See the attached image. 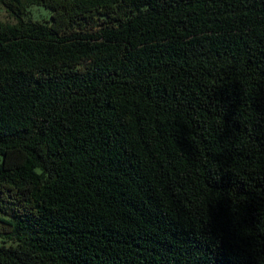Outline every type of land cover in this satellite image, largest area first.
<instances>
[{"label": "trees", "instance_id": "obj_1", "mask_svg": "<svg viewBox=\"0 0 264 264\" xmlns=\"http://www.w3.org/2000/svg\"><path fill=\"white\" fill-rule=\"evenodd\" d=\"M0 3V264H264V0Z\"/></svg>", "mask_w": 264, "mask_h": 264}, {"label": "rangeland", "instance_id": "obj_2", "mask_svg": "<svg viewBox=\"0 0 264 264\" xmlns=\"http://www.w3.org/2000/svg\"><path fill=\"white\" fill-rule=\"evenodd\" d=\"M30 16L33 19H48L49 18V10L47 8L40 6V5H31L30 6ZM9 15L5 11V8L0 3V19L7 20L9 19Z\"/></svg>", "mask_w": 264, "mask_h": 264}]
</instances>
